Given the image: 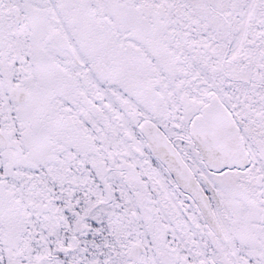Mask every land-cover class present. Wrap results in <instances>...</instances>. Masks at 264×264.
Here are the masks:
<instances>
[{
	"label": "snow or ice",
	"instance_id": "obj_1",
	"mask_svg": "<svg viewBox=\"0 0 264 264\" xmlns=\"http://www.w3.org/2000/svg\"><path fill=\"white\" fill-rule=\"evenodd\" d=\"M0 264H264V0H0Z\"/></svg>",
	"mask_w": 264,
	"mask_h": 264
}]
</instances>
